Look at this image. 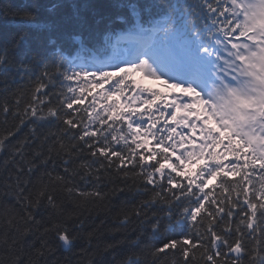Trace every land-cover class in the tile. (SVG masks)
<instances>
[{"label": "snow or ice", "instance_id": "obj_1", "mask_svg": "<svg viewBox=\"0 0 264 264\" xmlns=\"http://www.w3.org/2000/svg\"><path fill=\"white\" fill-rule=\"evenodd\" d=\"M5 15L0 264H264V0Z\"/></svg>", "mask_w": 264, "mask_h": 264}, {"label": "trees", "instance_id": "obj_2", "mask_svg": "<svg viewBox=\"0 0 264 264\" xmlns=\"http://www.w3.org/2000/svg\"><path fill=\"white\" fill-rule=\"evenodd\" d=\"M28 0H0V31L13 27L10 15H5V7L12 5L13 7L22 5Z\"/></svg>", "mask_w": 264, "mask_h": 264}]
</instances>
